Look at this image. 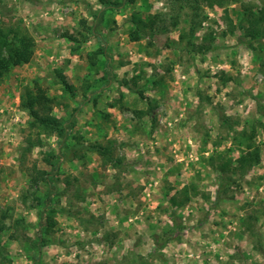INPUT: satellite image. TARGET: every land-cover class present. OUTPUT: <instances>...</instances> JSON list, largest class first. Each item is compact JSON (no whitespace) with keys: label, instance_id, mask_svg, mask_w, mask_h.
I'll use <instances>...</instances> for the list:
<instances>
[{"label":"rangeland","instance_id":"1","mask_svg":"<svg viewBox=\"0 0 264 264\" xmlns=\"http://www.w3.org/2000/svg\"><path fill=\"white\" fill-rule=\"evenodd\" d=\"M109 1L0 0V32L20 26L35 39L32 60L0 75L2 254L264 264V0H198L194 27L172 0ZM250 12L258 38L246 34ZM135 13L157 19L139 40ZM36 83L65 137L30 127L21 95ZM249 136L259 157L240 165Z\"/></svg>","mask_w":264,"mask_h":264},{"label":"trees","instance_id":"2","mask_svg":"<svg viewBox=\"0 0 264 264\" xmlns=\"http://www.w3.org/2000/svg\"><path fill=\"white\" fill-rule=\"evenodd\" d=\"M102 4H113L109 0H99ZM179 7L188 6L191 8L192 15V27L201 25L203 22V18H201L199 12V4L198 0H172ZM225 0H210L209 4L214 6L215 4L224 5ZM249 22L251 26L247 28L246 34L252 38H258L261 35V29L257 27V22L260 19H264L262 17L257 18L254 12H250L248 14ZM172 25H177L178 23V15L170 16ZM132 23L136 26L137 32L133 33L131 36L134 40H139L143 36H145V30L150 27L154 29L157 25V19L155 16H151L148 18H143L140 14H133ZM161 21L165 22L164 18L161 17ZM193 30V29H192ZM92 34L94 31L92 30ZM100 44L103 45L104 39L100 37ZM3 49L7 51V56L3 55L1 52ZM35 51V39L33 36L29 34V32L25 29H22L20 26L17 27H9L3 29L0 32V75L5 73L11 63H16L19 65L28 63L32 60ZM61 78V83L69 88V82L63 74H59ZM21 107L27 110L31 116V120L29 125L31 128L39 129L43 133L52 134L57 133L60 137H65V127L62 126L60 119L53 113V105L52 98H50L46 91L38 84H35V90L33 91H25L21 95ZM252 136L248 137L246 144V153L240 155L237 159L240 165H247L252 163L256 159H258V150L255 148L252 142ZM75 147V146H73ZM231 163L228 162L226 165L229 166ZM56 210L52 205L47 204L44 207L43 217L40 219V225L45 226V228L50 230L55 225V214ZM6 218V214L0 215V234L4 229V220ZM1 244V238H0ZM0 264H9L7 259L2 254L0 248Z\"/></svg>","mask_w":264,"mask_h":264}]
</instances>
